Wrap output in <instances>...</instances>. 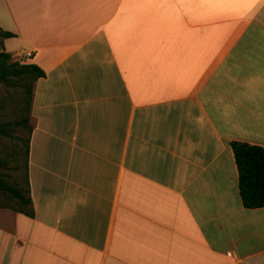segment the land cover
I'll return each instance as SVG.
<instances>
[{"label":"crops","instance_id":"1","mask_svg":"<svg viewBox=\"0 0 264 264\" xmlns=\"http://www.w3.org/2000/svg\"><path fill=\"white\" fill-rule=\"evenodd\" d=\"M0 28L46 72L0 264H264L231 146L264 148V0H0Z\"/></svg>","mask_w":264,"mask_h":264},{"label":"trees","instance_id":"2","mask_svg":"<svg viewBox=\"0 0 264 264\" xmlns=\"http://www.w3.org/2000/svg\"><path fill=\"white\" fill-rule=\"evenodd\" d=\"M14 33L0 28V83L17 91L14 108L0 124V208H8L33 217L35 214L28 178V156L33 130L31 104L34 84L46 72L35 63L11 61L4 39ZM8 119V120H7ZM239 172L242 202L247 208L264 207V148L246 142L231 143ZM22 169V170H21Z\"/></svg>","mask_w":264,"mask_h":264},{"label":"rangeland","instance_id":"3","mask_svg":"<svg viewBox=\"0 0 264 264\" xmlns=\"http://www.w3.org/2000/svg\"><path fill=\"white\" fill-rule=\"evenodd\" d=\"M0 40H1V38H0ZM13 44H15V42H13ZM16 47L17 46H13V47H10V49H13ZM0 49H1V45H0ZM10 52H13V51L11 50ZM12 54H15V53L13 52ZM19 58H21V56ZM16 60L17 59L12 58L11 61H16ZM19 61H21V60H19ZM15 93H17V91L15 89L9 88L5 84L0 83V124L3 123L4 121H6V115L11 113L12 109L14 108V105H13L14 100L10 96L14 95ZM9 141L10 140H7L5 137L0 135V142L9 143Z\"/></svg>","mask_w":264,"mask_h":264},{"label":"built area","instance_id":"4","mask_svg":"<svg viewBox=\"0 0 264 264\" xmlns=\"http://www.w3.org/2000/svg\"><path fill=\"white\" fill-rule=\"evenodd\" d=\"M31 55H32L31 52H24V53H22L21 58L19 60L22 61V59L29 58V57H31Z\"/></svg>","mask_w":264,"mask_h":264}]
</instances>
